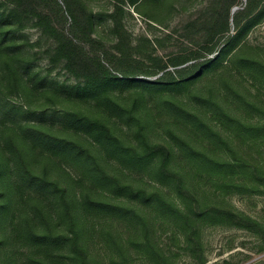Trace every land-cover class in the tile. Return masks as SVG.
Returning a JSON list of instances; mask_svg holds the SVG:
<instances>
[{"label":"rangeland","instance_id":"374dc122","mask_svg":"<svg viewBox=\"0 0 264 264\" xmlns=\"http://www.w3.org/2000/svg\"><path fill=\"white\" fill-rule=\"evenodd\" d=\"M257 3L212 42L185 29L208 22L203 0H0V264H264ZM72 23L120 78L99 94L52 58ZM215 43L219 61L154 84ZM71 112L140 153L167 146L168 166L129 161Z\"/></svg>","mask_w":264,"mask_h":264},{"label":"trees","instance_id":"16d2710c","mask_svg":"<svg viewBox=\"0 0 264 264\" xmlns=\"http://www.w3.org/2000/svg\"><path fill=\"white\" fill-rule=\"evenodd\" d=\"M19 1V0H18ZM254 1V0H252ZM257 5H262L256 18L264 17V0H257ZM20 3V2H19ZM204 6L202 8V13L211 14V17L207 21L200 23L199 20L195 22H190L186 25V31L191 35L199 34V32H194L198 27H203L204 30H207L204 37L214 41L218 36L222 38L230 31V19L233 18L234 23L238 26L241 23V20L247 17L249 10L247 8L238 7L234 11L235 6H238L239 0H203ZM57 4L60 6L59 2ZM64 21H67V17L60 7ZM255 18V20H256ZM92 23V19H90ZM250 23V21H249ZM70 28L61 33L55 48L53 49L52 58L62 61L64 69L72 73L74 76L83 77L85 83L82 85V88L78 86V89L84 92L91 93H101L102 87L110 79H120L118 75L112 73L111 69L105 63V60L101 56V52H98L93 49L87 48L86 41H94L90 31L80 30L79 27L74 23L70 24ZM68 31V32H66ZM228 38V37H227ZM234 38L233 36L229 37V40ZM205 41H208L205 39ZM226 50V45L221 46V43H215L208 50V55L211 54L214 58L207 59L203 63H194L189 66L176 68L175 73L172 71H166L164 75L160 76L154 84H161L168 78H172L175 82L184 80L182 73L193 69L195 71L192 74H196L204 66H208L216 61H219L223 56ZM250 63L248 60H242V63ZM252 67H257L256 64L252 61ZM167 68V65L160 68V70L155 71V74L158 72H164ZM199 68V69H198ZM197 69V70H196ZM152 72L146 73L147 75ZM71 117L79 120L80 123L95 131L97 135L103 137L108 143H111L115 149H120L122 154L130 160L133 161H143L147 158V155L150 156H160L162 154L163 158L160 159L161 165L166 168L168 166L169 158L171 157V151L167 146L160 145H148L145 148V152H138L135 147H127L122 144L118 136L112 134L110 127L104 123L101 118L98 116H87L80 112H71ZM118 151V150H117ZM120 152V151H119ZM134 153V154H133ZM138 153V154H137ZM137 154V155H136ZM136 155V156H135Z\"/></svg>","mask_w":264,"mask_h":264},{"label":"water","instance_id":"95a60500","mask_svg":"<svg viewBox=\"0 0 264 264\" xmlns=\"http://www.w3.org/2000/svg\"><path fill=\"white\" fill-rule=\"evenodd\" d=\"M236 10V8H234V11Z\"/></svg>","mask_w":264,"mask_h":264}]
</instances>
